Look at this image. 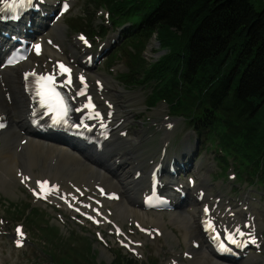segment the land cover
Masks as SVG:
<instances>
[{
	"label": "bare ground",
	"instance_id": "obj_1",
	"mask_svg": "<svg viewBox=\"0 0 264 264\" xmlns=\"http://www.w3.org/2000/svg\"><path fill=\"white\" fill-rule=\"evenodd\" d=\"M5 1L0 0V8ZM35 4L37 1L33 3ZM50 7L52 9L53 5ZM39 19L42 23L37 27L39 21L35 17L27 19L24 25L19 26V22L3 21V16L0 15V124L5 125L4 128L0 127L2 190L11 193L13 188L17 189V184L22 183L40 204L48 201L54 203L59 210L70 215L78 214L97 225L111 224L113 234L117 235L120 243L125 242L123 245L129 248L136 244L124 235L121 228L123 220L134 222L142 230L146 227L151 231L162 232V235L167 231L159 213H155L152 218L142 204L151 189H160V193L172 203L176 211L182 210L180 214H185L172 215L171 219V222L178 223L184 231L181 236L186 244V251L178 256L185 257L189 264H260L261 258L248 249L257 251L264 247V240L260 236L261 215L255 213L249 203L243 204L245 206H228V209L234 211L224 215L221 211L224 206L222 201L216 199L219 196L209 194L203 185L204 180L200 186H177L179 189L184 188L185 198L180 200L173 194L176 192L173 187L177 182L172 179L175 165H171V162L167 165L164 163L170 166L171 171H160L156 183L151 181V173L161 160L153 165L148 172L149 177L146 178L135 161L138 158L134 157L137 151L132 152L135 139L123 138L126 136V124L133 115L123 103L118 105L115 101L118 95L116 90L121 88L110 79L97 75L88 77L89 58L75 57L72 51L68 54L64 52L65 28L59 20L47 23L49 14ZM12 37L28 40L32 50L26 62L15 67L2 68V60L18 45ZM76 42L80 44L79 41ZM58 58L70 66V73L65 77L57 75L55 64L62 62ZM77 62L85 63L86 66H82L85 68L83 71L76 69ZM50 71L55 72L56 82L71 97L74 105L71 118L77 123L80 122L81 131L93 142L91 140L87 143V139H72L60 134L39 133L31 127L34 109L30 96L31 76L33 73L42 75ZM69 76L71 84L66 85ZM103 83L110 85V88H105ZM89 100L94 106L91 111L85 107ZM106 133L108 137L100 141L99 135ZM101 142L103 144L99 149L96 145H101ZM192 155L190 146L173 163L184 168L189 167ZM184 157L188 163H181ZM161 177L164 180L161 181ZM47 180L52 186L51 194L40 200L36 197L41 195L37 182ZM102 191L104 195L112 197L105 198ZM202 219H208L215 229L235 235L241 245H246L239 252L240 259L220 260L215 257L209 235L201 228ZM168 233L170 237H174Z\"/></svg>",
	"mask_w": 264,
	"mask_h": 264
},
{
	"label": "rangeland",
	"instance_id": "obj_2",
	"mask_svg": "<svg viewBox=\"0 0 264 264\" xmlns=\"http://www.w3.org/2000/svg\"><path fill=\"white\" fill-rule=\"evenodd\" d=\"M64 1L37 0L38 5L45 2V7L35 14L39 21L36 27L42 23L39 17L47 14V23L54 21V15L60 5L66 2ZM66 3L67 10L57 19L65 28L64 52L68 54L72 51L75 57L89 58L88 77L97 75L107 78L121 88L116 90L118 95L115 101L118 105L123 103L133 115L126 124V136L123 138L135 139L132 152L137 151L134 157H138L135 161L139 164L141 173H145L148 178L149 170L159 160L161 171H171L170 166H166L171 162V165H175L172 169V179L177 182L173 187L176 189L174 196L180 197L184 192V188L179 189L177 186H200L204 180L203 185L209 194L219 196L216 199L222 201L224 206L221 211L224 215L234 211L228 209V206H245L243 204L249 203L255 213L261 215L260 236L264 240V191L257 184L251 186L247 181L239 180L234 174L231 162H228L226 170L222 169L209 143L201 149L199 139L187 127L184 117L171 115L168 107L162 102L155 105L151 103L149 88L128 83L129 79H125V56L119 54L116 60V52L123 48L119 47L123 33L119 29L120 26L118 28L112 24L113 18L110 19L112 16L107 8L96 9L92 5L86 7V0H70ZM74 24L78 27H74ZM89 30L92 31L91 34ZM81 36L84 40L80 39ZM157 46L153 36L142 52L143 59L147 62L156 60L160 56V52L155 53ZM113 56L110 61L109 58ZM58 60L64 61L60 58ZM76 64L77 70L85 69L82 68L86 66L85 63ZM103 85L110 88V85ZM261 113L264 115V108ZM190 146L193 155L189 160V167L184 168L173 163L174 159H178ZM131 157L133 158L132 155ZM184 159L185 157L181 163H188ZM190 180L194 182L193 185ZM145 211L152 218L155 213H159L167 231L162 235V232L151 231L143 226L142 230L134 222L123 220L121 228L124 235L136 244L135 247L130 245L127 248L123 245L125 242L120 243L117 235L113 234L111 224L97 225L78 214L70 215L59 210L54 203L48 201L40 204L22 183L17 184V189L13 188L11 193L3 191L0 185V264H189L185 257L178 256L182 251H186V244L181 236L184 231L178 223L171 222L172 215L184 216L185 214H180L183 211ZM17 229H20V234ZM168 232L174 237H170ZM121 239L124 240L122 237ZM248 251L254 252L261 258L260 264H264V247L257 251ZM174 253H177V256H174Z\"/></svg>",
	"mask_w": 264,
	"mask_h": 264
},
{
	"label": "trees",
	"instance_id": "obj_3",
	"mask_svg": "<svg viewBox=\"0 0 264 264\" xmlns=\"http://www.w3.org/2000/svg\"><path fill=\"white\" fill-rule=\"evenodd\" d=\"M85 5L107 8L112 24L120 26L123 48L116 60L125 56L128 83L149 88L151 103L162 102L171 115L184 117L222 169L231 162L239 180L264 191V0ZM153 36L155 53L162 54L147 62L142 52Z\"/></svg>",
	"mask_w": 264,
	"mask_h": 264
},
{
	"label": "snow or ice",
	"instance_id": "obj_4",
	"mask_svg": "<svg viewBox=\"0 0 264 264\" xmlns=\"http://www.w3.org/2000/svg\"><path fill=\"white\" fill-rule=\"evenodd\" d=\"M23 2H24V0H20L21 4H23ZM65 10H67V5H65ZM80 39L84 40V37L81 36ZM85 43H87L86 40H85ZM59 67L63 73H69V71H70L63 64H61ZM33 75H35V74L33 73ZM41 82H47V83L42 84L41 88L37 92V95L40 97L39 103L42 107H47L50 112L55 111L57 113V118H54L52 122H53V124H58V123H60L59 117L66 114L68 111V109L64 103V97H62L61 94L55 90L54 77L53 76H39V77H37V83H41ZM68 82L69 83L71 82L70 76H69ZM80 94L83 95L84 93H80ZM85 107L93 108L94 106L91 105V101L89 100V104L86 105ZM96 115L99 116V113H96ZM65 123H66V121H65ZM0 127H3V125L0 124ZM25 179H27V178L25 177ZM37 186L41 190H43L46 188L47 182L46 181L45 182H37ZM46 196H47V194H45L44 196H42L40 198H46ZM17 233L20 234V229H17ZM241 235H242V233H241ZM228 239L231 240V237H229ZM17 244L19 246V241H17Z\"/></svg>",
	"mask_w": 264,
	"mask_h": 264
},
{
	"label": "water",
	"instance_id": "obj_5",
	"mask_svg": "<svg viewBox=\"0 0 264 264\" xmlns=\"http://www.w3.org/2000/svg\"><path fill=\"white\" fill-rule=\"evenodd\" d=\"M161 54H162V52H161ZM160 55V54H159Z\"/></svg>",
	"mask_w": 264,
	"mask_h": 264
}]
</instances>
